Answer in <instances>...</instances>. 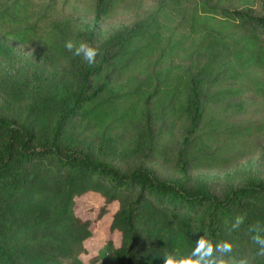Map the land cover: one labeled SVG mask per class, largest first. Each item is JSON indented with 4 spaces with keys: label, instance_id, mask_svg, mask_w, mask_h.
I'll use <instances>...</instances> for the list:
<instances>
[{
    "label": "trees",
    "instance_id": "16d2710c",
    "mask_svg": "<svg viewBox=\"0 0 264 264\" xmlns=\"http://www.w3.org/2000/svg\"><path fill=\"white\" fill-rule=\"evenodd\" d=\"M141 3L95 0L93 23L76 39L71 18L51 21L32 0L0 2V57L15 61L12 44L34 42L62 66L42 86L25 80L0 92V264H84L92 232L75 199L88 191L117 203L115 264H162L165 252H188L202 235L229 241L236 260L264 264L248 231L264 226V177L220 188L190 176L225 169L261 147L264 118L200 130L209 103L244 92L264 98V14L165 0L160 16L100 40L99 20ZM68 40L97 48L95 63L68 51ZM120 76L132 84L113 91ZM161 133L181 137L178 179L133 161L150 154ZM236 215L245 223L232 230Z\"/></svg>",
    "mask_w": 264,
    "mask_h": 264
},
{
    "label": "rangeland",
    "instance_id": "374dc122",
    "mask_svg": "<svg viewBox=\"0 0 264 264\" xmlns=\"http://www.w3.org/2000/svg\"><path fill=\"white\" fill-rule=\"evenodd\" d=\"M3 0H0L2 2ZM219 6L250 10L255 15L264 14V0H212ZM37 10L47 14L51 21L71 18L74 22V38L87 25L93 23L95 0H32ZM138 8H126L108 18L97 22L100 40L106 38L118 28L133 24L147 16H160L165 7V0H141ZM173 4H169L171 7ZM18 57L15 61L0 57V92L8 88L11 82L23 83L25 80L44 85L46 81L56 80L62 72L60 64L51 62L42 55L37 43L12 44ZM132 82L126 76L115 78L111 82L113 91H125ZM264 118V98L253 92H244L237 97L222 102L209 103L205 110L203 127L200 133L211 130L219 132L232 125H242ZM181 137L161 133L155 140L150 154L136 155L133 161L143 163L148 168L169 178H180L178 152ZM261 147L253 154L233 163L222 170L193 172L191 177H207L215 181L218 187L238 186L248 176L264 177V140ZM263 148V149H262ZM76 213L90 222L91 236L83 245L80 255L84 264H115L114 249L120 245L121 233L110 227L116 202H106L97 192L88 191L76 197ZM102 208L105 213L99 215Z\"/></svg>",
    "mask_w": 264,
    "mask_h": 264
},
{
    "label": "clouds",
    "instance_id": "9594fccd",
    "mask_svg": "<svg viewBox=\"0 0 264 264\" xmlns=\"http://www.w3.org/2000/svg\"><path fill=\"white\" fill-rule=\"evenodd\" d=\"M65 48L73 52L75 56L92 65L98 55V49L86 42L74 43L71 40L65 42ZM245 223V216L236 215L232 223V230H238ZM248 231L252 233V241L258 246L257 257H264V226L254 223L249 226ZM233 245L227 240L213 242L204 235L194 242V247L188 252H165L162 264H250L247 258L236 260L228 254L232 252Z\"/></svg>",
    "mask_w": 264,
    "mask_h": 264
}]
</instances>
